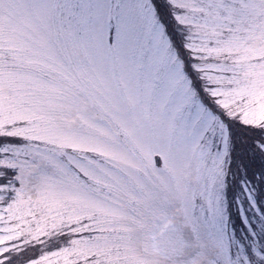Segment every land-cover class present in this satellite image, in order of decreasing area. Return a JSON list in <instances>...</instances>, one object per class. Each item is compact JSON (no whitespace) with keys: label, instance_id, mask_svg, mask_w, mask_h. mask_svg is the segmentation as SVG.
Wrapping results in <instances>:
<instances>
[{"label":"snow or ice","instance_id":"1","mask_svg":"<svg viewBox=\"0 0 264 264\" xmlns=\"http://www.w3.org/2000/svg\"><path fill=\"white\" fill-rule=\"evenodd\" d=\"M0 264H264V0H0Z\"/></svg>","mask_w":264,"mask_h":264}]
</instances>
